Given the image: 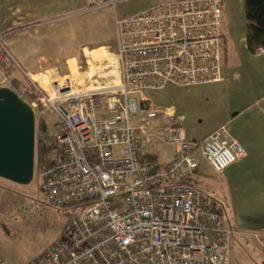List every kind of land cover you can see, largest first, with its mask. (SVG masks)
Segmentation results:
<instances>
[{
    "label": "built area",
    "instance_id": "1",
    "mask_svg": "<svg viewBox=\"0 0 264 264\" xmlns=\"http://www.w3.org/2000/svg\"><path fill=\"white\" fill-rule=\"evenodd\" d=\"M95 3L88 0L90 7ZM116 30L119 84L78 91L69 77L46 89L0 37V62L18 68L36 96L27 99L7 76L0 86L12 89L34 112L56 115L62 129L56 162L36 165L34 174L48 202L71 208L72 216L62 236L31 264H229L234 231L193 176L198 152L222 174L245 156L244 146L226 125L200 142L169 127L155 137L175 146L174 158L154 165L143 153L154 136L148 125L161 115L146 93L221 80L223 4L160 1L117 21ZM263 52L259 48L256 54ZM139 113L145 125L135 124ZM119 147L124 151H116ZM253 236L264 249V232ZM0 264H6L1 255Z\"/></svg>",
    "mask_w": 264,
    "mask_h": 264
},
{
    "label": "rangeland",
    "instance_id": "2",
    "mask_svg": "<svg viewBox=\"0 0 264 264\" xmlns=\"http://www.w3.org/2000/svg\"><path fill=\"white\" fill-rule=\"evenodd\" d=\"M69 2L68 0L65 5L64 0H42L41 13L46 12L47 15L38 20L48 24L41 27L40 33L24 32L17 36L18 39L8 41L10 53L24 69L28 70L33 65L36 71L32 73L39 74L37 77L44 81L46 89L50 88L53 80L64 82V77L73 80L76 91L112 86L113 83L118 85L121 72L116 57V22L150 9L158 0H96L99 6L87 13V0H72V8ZM51 23H54L53 26H50ZM101 44L105 47L92 51V47ZM84 46L90 49L80 53ZM91 52L93 53L90 54ZM38 55L60 56L64 59L74 55L77 62L69 58L70 60L61 64L54 60L45 63L44 59H40L41 64L38 65ZM20 72L13 71L7 77L22 78ZM1 78L4 77L0 74V80ZM147 95L148 93L145 94ZM135 98L140 102L141 96L136 95ZM34 114V165L54 164L59 156L57 141L62 131L58 125V117L43 112L42 109L36 110ZM143 117L144 113L135 116V124L145 125L141 122ZM162 126L163 122L157 119L148 125V130L154 136L151 143L143 146V151L145 154L157 155L160 161H166L171 157L175 146L164 145L155 137L164 136L165 130H159ZM186 129L190 136L192 127L186 126ZM116 151L123 152L124 148L119 147ZM200 163L201 175H206L205 179L212 182V185L202 187L219 202L221 208L222 204L225 206L223 220L234 231L229 264H264V249L253 236L255 232L264 231V227L240 226L235 212L239 209L243 215L240 217L244 219L249 217V210L245 211V205L234 202L233 198L231 202L224 196L222 201L219 200L215 186L224 188L223 176L216 173L206 159L201 158ZM201 175L197 176V182L203 178ZM263 200L259 197L257 202H254L256 199L251 202L261 204ZM71 216V208L56 207L48 202L46 195L40 190L35 174L28 184H17L0 178V255L6 264H31L62 236Z\"/></svg>",
    "mask_w": 264,
    "mask_h": 264
},
{
    "label": "crops",
    "instance_id": "3",
    "mask_svg": "<svg viewBox=\"0 0 264 264\" xmlns=\"http://www.w3.org/2000/svg\"><path fill=\"white\" fill-rule=\"evenodd\" d=\"M41 1L0 0V34H2L0 37L2 36L6 46L8 41L18 39L17 36L24 32L40 33L41 27L48 24L38 20L47 15L46 12L41 13ZM64 1L65 5L68 4V0ZM69 1V6L72 8L74 0L73 2ZM244 1L224 0L223 2L225 35L221 52L222 67L219 82L192 87L170 85L161 91L148 92V95L144 97L161 111L157 121L163 122V126L159 130L179 127L184 131L189 141L200 142L221 126L228 127L231 135L244 146L246 154L221 174L224 179V188L215 186L219 193L218 198L222 201V196H224L230 202L233 198L234 202H241L242 205H245V211L249 210V217L244 219L240 217L243 215L239 209L235 212L239 219L237 223L240 226L255 225L263 228L264 200L261 204L251 201L256 199L254 202H257L259 197L264 199V52L252 54L248 51ZM98 6L99 4L96 2L94 6H88V8L90 7L93 11ZM91 11L86 10L85 12ZM53 24L51 23L50 26ZM104 47L105 45L101 44L92 47V51L95 52ZM88 49L90 48L84 46L80 53L83 51L85 53ZM69 58L77 62L74 55L67 59L60 56L38 55L36 61H38V65L41 64L40 59H44L45 63L54 60L61 64L70 60ZM24 70L32 77L39 75L32 73L36 71L33 65L29 66L28 70ZM0 74L4 78L6 77L1 68ZM37 78L39 79V77ZM186 126L192 127L190 136H188ZM175 152L174 149L168 160L160 161L157 155L148 153L146 155L143 151L147 157L154 156L156 158L157 164L155 165L167 164L174 158ZM201 158L203 157L198 152V171L193 176V180L200 187L212 185V182L205 179L206 175H201ZM198 175L203 178L197 182ZM214 201L219 206V202L215 199ZM222 206L219 208L223 218L225 206L223 204ZM224 224L227 223L224 222Z\"/></svg>",
    "mask_w": 264,
    "mask_h": 264
},
{
    "label": "water",
    "instance_id": "4",
    "mask_svg": "<svg viewBox=\"0 0 264 264\" xmlns=\"http://www.w3.org/2000/svg\"><path fill=\"white\" fill-rule=\"evenodd\" d=\"M35 114L10 88L0 87V178L32 181L35 168ZM157 167L153 168L156 172Z\"/></svg>",
    "mask_w": 264,
    "mask_h": 264
},
{
    "label": "trees",
    "instance_id": "5",
    "mask_svg": "<svg viewBox=\"0 0 264 264\" xmlns=\"http://www.w3.org/2000/svg\"><path fill=\"white\" fill-rule=\"evenodd\" d=\"M165 1V0H158ZM222 4L224 0H221ZM245 15L247 20L246 26V45L248 51L255 54L257 49H264V0H245ZM0 68L4 71L6 76H10L13 71H19L14 66H8L0 62ZM22 73V72H20ZM23 75V74H22ZM12 87L25 95L27 99H32L34 94V88L31 81L23 75L22 78L11 77ZM152 164H157V160L154 156L148 157ZM198 171V166L194 171Z\"/></svg>",
    "mask_w": 264,
    "mask_h": 264
},
{
    "label": "bare ground",
    "instance_id": "6",
    "mask_svg": "<svg viewBox=\"0 0 264 264\" xmlns=\"http://www.w3.org/2000/svg\"><path fill=\"white\" fill-rule=\"evenodd\" d=\"M90 54H92V53H90ZM33 79H34V80H37L38 78H37V77H33Z\"/></svg>",
    "mask_w": 264,
    "mask_h": 264
}]
</instances>
